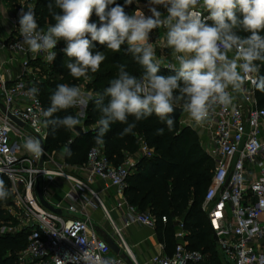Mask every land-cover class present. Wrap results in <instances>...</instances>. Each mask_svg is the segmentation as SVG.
I'll return each mask as SVG.
<instances>
[{
  "label": "built area",
  "instance_id": "2783aa9c",
  "mask_svg": "<svg viewBox=\"0 0 264 264\" xmlns=\"http://www.w3.org/2000/svg\"><path fill=\"white\" fill-rule=\"evenodd\" d=\"M12 0H0V3ZM30 1V0H29ZM35 2L29 5L35 9ZM0 9L6 24H0V177L11 184L15 208L10 210L19 230H31L28 246L20 255L21 264H128L114 254L92 225L90 210H101L112 224L106 233L118 245L121 254L132 264H141L134 248L126 240L125 232L137 225L156 229L157 220L131 206L124 197L126 180L135 166L128 158L120 167L109 164L105 151L94 148L87 164L70 167L58 164L56 153L46 152L44 165L25 152L21 145L28 135L46 142V128L37 123L43 119L42 101L34 103L26 95L29 82L41 73L35 63L49 64L44 54H32L17 47L21 41L18 12ZM159 10H164L159 7ZM162 49L167 50L164 45ZM61 46L58 42L57 55ZM235 108L217 107L203 126L196 125L183 113L180 124L193 128L201 145L215 164L213 178L207 191L204 212L215 234L220 253L226 264H264V108H260L256 90L250 85L234 94ZM9 115L21 124L13 122ZM259 145V147H257ZM142 154L151 156L147 147ZM81 178V179H80ZM67 183V206L58 216L46 210L37 197L40 185L45 199L51 203L52 186L56 180ZM99 181L116 190L115 211L121 224L107 208L101 192L94 187ZM65 211V213H64ZM177 221V245L173 256L155 255L145 264H202L206 256L188 248L187 231ZM167 223V218H162ZM13 228H4L8 232ZM14 232V231H13ZM164 248V245H162Z\"/></svg>",
  "mask_w": 264,
  "mask_h": 264
},
{
  "label": "clouds",
  "instance_id": "9594fccd",
  "mask_svg": "<svg viewBox=\"0 0 264 264\" xmlns=\"http://www.w3.org/2000/svg\"><path fill=\"white\" fill-rule=\"evenodd\" d=\"M138 0H49L48 14L54 23L41 27L32 6L20 8L18 24L21 41L17 47L44 54L53 63L54 50L61 40V51L68 58L66 65L73 78H89L107 59L106 52L95 50V44L106 46L107 52H124L142 71L135 75L127 63H116V75L94 99L99 113L94 131L96 145L105 143L111 125L124 127L120 138L130 135L138 122L155 116L168 131L175 125L177 109L186 113L198 126L209 120L217 107L235 108V95L250 84L264 94V0H147L146 15L139 7L131 14L125 7ZM115 5V6H113ZM162 7L165 11L159 10ZM95 13L97 22H90ZM161 29L164 46L169 50L167 62L159 59L151 42L153 30ZM247 33L240 35L239 33ZM260 63H256V62ZM164 67L174 75H161ZM39 88L32 86L26 95L39 103ZM84 103L81 88L58 84L50 97V105L40 110L44 128L76 130L81 125L79 114L58 115ZM165 129L157 128L155 135ZM71 141L69 142L70 145ZM22 149L39 159L44 148L40 138L28 135ZM259 147V145H257ZM66 154L72 150L66 147ZM11 195L0 178V201Z\"/></svg>",
  "mask_w": 264,
  "mask_h": 264
},
{
  "label": "trees",
  "instance_id": "16d2710c",
  "mask_svg": "<svg viewBox=\"0 0 264 264\" xmlns=\"http://www.w3.org/2000/svg\"><path fill=\"white\" fill-rule=\"evenodd\" d=\"M49 0H36L35 13L41 27L54 23L47 11ZM124 5V0H116ZM147 4V0H138V3L128 5L125 11L134 12L140 5ZM115 6V5H113ZM90 22H97L98 17L93 13ZM247 35V33H239ZM264 35V31H261ZM95 44V50L106 52L107 59L101 64L96 73L89 72V78H73L66 65L68 58L61 51L65 46L61 40V49L53 63H35L41 73L29 82V87L39 88V99L44 108L50 105V97L56 86L61 83L81 87L85 83L86 90L92 94L88 102L85 116L81 120L82 133L76 130L63 128L53 133L46 128V152L58 155V162L70 167H79L87 164L92 149L101 148L109 164L120 167L128 158L135 160V166L126 180L124 197L126 201L138 211L149 213L157 220L156 231L164 251L168 257L173 256L177 245V219L184 224L188 233V248L206 256L208 264H226L219 251L215 234L210 226L208 215L203 206L207 191L213 178L215 164L201 145L198 133L191 127L182 126L175 122L174 129L168 131L166 124L157 117L152 116L137 124L130 135L120 138L117 133L124 127L119 123L111 125V130L105 136L103 145H96L94 137L96 121L99 113L95 110L94 99L97 93L103 91L109 81L116 75V63H127L128 70L135 75L142 71L141 67L132 61L130 55L122 51L118 53L107 52L106 46ZM256 63H260L259 61ZM161 75H174L175 73L162 67ZM259 75L264 76V64H261ZM256 98L260 108H264V94L256 90ZM77 115L75 107L59 113L58 115ZM157 128H164L163 135H155ZM71 141L70 145L69 142ZM70 147L72 154H66V147ZM147 147L151 156L142 154ZM11 192V184L5 177H0ZM15 208L12 194L5 201H0V264H21L19 259L28 246L31 230H19L18 222L10 214ZM167 223H162V218ZM4 228H13L14 232L1 233Z\"/></svg>",
  "mask_w": 264,
  "mask_h": 264
},
{
  "label": "crops",
  "instance_id": "0c3cea01",
  "mask_svg": "<svg viewBox=\"0 0 264 264\" xmlns=\"http://www.w3.org/2000/svg\"><path fill=\"white\" fill-rule=\"evenodd\" d=\"M13 0L12 1H6L5 3H0V9L7 10L10 12L15 11V7H12ZM147 4L140 5V9L145 11L148 8L146 7ZM146 10V11H147ZM165 11V10H162ZM146 15H150V13L147 11L145 12ZM2 24V23H1ZM151 42L154 43V46L159 49V51L162 53V60L167 62V60L170 59L169 56V50H164L161 48V45H164L163 37H162V30L156 29L153 30L151 33ZM159 47V48H158ZM94 189L97 192H101L103 195V198L106 202V206L110 211H115V202H117V195L116 190L111 187L108 183L99 181L98 184L94 187ZM67 192V183L62 180L58 179L56 180L55 184L52 186V193H51V203L53 205L62 204L63 208H65L68 204V202L65 201V194ZM65 213V211H64ZM118 215V224H121L120 215L117 211H115ZM103 215L101 210H90V217L92 220L93 227L101 228L105 231L104 227L102 226L103 220L101 216ZM104 218V216H103ZM128 242L132 244L135 254L137 256L138 261L141 264H145L147 261L150 260L155 255H163L167 256L166 252L164 251V248H162V243L160 242L156 229L148 228V227H142V226H131L128 228L125 232Z\"/></svg>",
  "mask_w": 264,
  "mask_h": 264
},
{
  "label": "water",
  "instance_id": "95a60500",
  "mask_svg": "<svg viewBox=\"0 0 264 264\" xmlns=\"http://www.w3.org/2000/svg\"><path fill=\"white\" fill-rule=\"evenodd\" d=\"M184 112H182L180 109H177L176 113H175V122H179L182 115H183ZM9 118L15 122V123H18V124H21L17 119L13 118L12 116L9 115ZM22 125V124H21ZM76 132L78 133H82L83 132V128L81 127H78L76 128ZM42 141V145H43V148H44V153L43 155L41 156V163L40 165L43 166L44 165V162H45V157H46V145H45V142L41 139ZM37 197H38V200L40 202V204L48 211L58 215V216H61L62 215V209H59L57 208L55 205H53L52 203L48 202L45 197H44V194H43V191L40 187V185L37 186ZM96 232L99 234V236L109 245V247L111 248V250L114 252V254L120 256L122 259H124L128 264H132L130 262V260L127 258L126 255L124 254H121V251L118 247V245L115 243V241L113 240V238L111 236H109L106 231H104L103 229L101 228H96Z\"/></svg>",
  "mask_w": 264,
  "mask_h": 264
},
{
  "label": "rangeland",
  "instance_id": "374dc122",
  "mask_svg": "<svg viewBox=\"0 0 264 264\" xmlns=\"http://www.w3.org/2000/svg\"><path fill=\"white\" fill-rule=\"evenodd\" d=\"M20 3H24L26 6H29V5H32L33 4V0H30V1L29 0H13L12 7H15L16 8V6H18V4H20ZM139 8H140V6H139ZM146 10L144 12H147L148 11V10L147 11ZM1 23L4 25V24H6V21L0 16V24ZM0 29L3 31V27H1ZM156 54H157V57L162 60V58H163L162 57V53L159 51V49H157V47H156ZM80 88H81L82 92L84 93V103L83 104H78L77 106H75V108L78 111L80 120H83V118L85 116V110H86L87 104L92 99V94L89 91L86 90L85 83L82 84V86ZM186 117H188V116L186 115ZM57 163L60 164L58 162V158H57ZM115 204H117V203L115 202ZM111 215H112L113 219L116 222H119L118 221V215H117V213H115V211H111ZM101 218H102V220L104 219L103 218V215L101 216ZM261 220L263 221L264 220V217H262ZM102 226L104 227V229L106 231L111 232V230H112V224H111L110 221L104 219L103 220V223H102ZM13 231L12 230H8V232H13ZM1 233H4V231H1ZM125 237H126V240L128 242V239H127L126 234H125ZM128 243H129L130 246H132V244H130V242H128ZM202 264H208V261H205Z\"/></svg>",
  "mask_w": 264,
  "mask_h": 264
}]
</instances>
